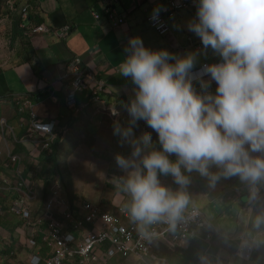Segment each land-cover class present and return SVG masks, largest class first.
I'll return each instance as SVG.
<instances>
[{
    "label": "crops",
    "instance_id": "obj_1",
    "mask_svg": "<svg viewBox=\"0 0 264 264\" xmlns=\"http://www.w3.org/2000/svg\"><path fill=\"white\" fill-rule=\"evenodd\" d=\"M164 1L113 0L117 13L124 17L119 24L112 26L101 12L100 0H0V118L6 122V127L0 126V177L8 176L11 182L14 180L13 174L4 164L8 151L18 154L22 158L23 175L35 193L33 216L42 210L57 169L53 168L52 160L48 162L49 157L40 153L31 141L30 135H38L32 132L28 109L18 113L20 100L30 101L37 120L56 122L58 143L54 151L58 160L66 155L62 159L66 163L61 168L64 173L72 175L73 169L71 171L68 168V161L72 159L76 162V175H104L103 165H117L116 154L128 157L131 153V145L118 143L120 138L113 134L114 122L127 125L129 117L125 105L134 96L135 86L119 73V65L126 56L125 48L130 37H139L147 48L166 49L179 56L190 51L196 52L197 63L193 69L202 63L219 62L220 58L210 49L201 52L200 39L187 29V22L194 18L196 7L174 11L167 19V34L161 35L150 27L146 17ZM24 4L29 6L25 20L20 16V7ZM92 11L100 14L99 19L93 18ZM36 24H44L47 30L31 33L30 28ZM65 24L70 25L69 33L59 37L57 30ZM73 56H79L83 67L92 69L103 78L106 89L102 98L106 110L90 101V89L76 93L75 107L67 106L65 98L69 78L66 76V65ZM204 80L209 81L207 87H201L200 81H196L193 82L195 90L198 93H215V82L210 77ZM114 110L117 115H113ZM144 133L151 134L153 146L158 149L157 134L143 120L138 121L134 128L135 137L139 138ZM169 158L174 160L175 156ZM111 168L106 175H124L118 166ZM210 171L219 170L213 167ZM186 175L190 183L183 189L173 183L170 176L160 179L173 192L184 191L188 196L187 205L202 209L210 238H214L212 243L218 247L216 254L224 251L225 256L230 258L232 251L222 242L238 244L252 226L249 221L256 203L247 190L248 184L236 177H221L212 184L207 177L195 171ZM261 183L264 184V181L257 186H261ZM109 186L110 191L99 200V204L87 199L80 200L72 188L73 201L76 204L89 201L109 211H114L118 206L125 207L128 195L116 185ZM16 194L11 189L0 192V207L4 210L3 215H0V264H29L34 251L27 246L21 227L19 237H16L15 230L19 229L21 219L11 213L8 206ZM244 195H248L249 200ZM259 209L263 210L261 206ZM36 238L41 243L39 237ZM199 241L204 242L198 239L174 249L155 242L154 250L162 255L165 251L173 250V255L188 252L196 257ZM39 251L42 257L46 256L47 247L43 242ZM202 256L193 264H199L203 259L200 264H205L206 258ZM117 259L122 264L137 262L129 256L112 258L108 264ZM188 264H192L191 260Z\"/></svg>",
    "mask_w": 264,
    "mask_h": 264
},
{
    "label": "clouds",
    "instance_id": "obj_2",
    "mask_svg": "<svg viewBox=\"0 0 264 264\" xmlns=\"http://www.w3.org/2000/svg\"><path fill=\"white\" fill-rule=\"evenodd\" d=\"M187 29L200 39L201 52L210 49L219 62L193 73L196 52L179 56L130 37L119 65L135 87L125 105L127 125L113 124L118 143L131 145L128 157L115 156L124 172L116 186L128 195L124 210L143 235L165 218L174 230L188 204L185 192H173L162 176L181 189L194 171L212 184L236 177L252 187V199L264 181V0H197ZM205 76L215 93L195 90L193 79L207 87ZM141 120L157 134L158 149L150 133L135 137ZM255 226H264V214Z\"/></svg>",
    "mask_w": 264,
    "mask_h": 264
},
{
    "label": "built area",
    "instance_id": "obj_3",
    "mask_svg": "<svg viewBox=\"0 0 264 264\" xmlns=\"http://www.w3.org/2000/svg\"><path fill=\"white\" fill-rule=\"evenodd\" d=\"M101 12L112 26L123 20L124 15H119L113 5V0H100ZM196 0H165L157 10L150 13L146 20L150 27L161 35L169 32V19L174 11L196 7ZM29 6L20 7V16L27 19ZM95 20L100 14L92 11ZM195 17V13H193ZM44 24H36L30 28L31 33L46 31ZM70 30V25L65 24L58 28L59 37H65ZM217 63V62H216ZM199 67L193 73L200 71ZM66 76L69 78V89L65 102L68 107L76 106V93L83 89H90V101L97 103L102 110H106L102 98L106 84L102 77L92 69L83 67L81 58L73 56L66 65ZM208 76L203 77L207 79ZM200 81L193 79V82ZM53 85V84H52ZM29 100L22 99L17 106L18 113L28 109L30 125L33 134L31 141L37 146L40 153L49 151L51 143L56 139L58 132L55 121L37 120ZM0 126L6 127L4 118H0ZM29 136V139H30ZM14 176L11 182L8 176L0 177V192L2 190L15 191L16 197L10 202L9 211L21 219L19 226L27 246L34 249L29 258V264H108L115 257H134L138 264H169L167 258L154 250V243L160 242L174 249L176 246L188 244L198 239L208 241L211 233L207 230L208 223L203 211L195 206L187 205L176 221L173 230L167 219H162L146 226L147 235H143L137 224L133 223L124 206H118L114 211L103 210L98 204L89 201L70 202L64 192L58 188L55 181L50 185L42 210L32 215V201L35 193L32 185L23 175L22 158L12 151L7 153L4 164ZM113 185H116L118 175H109ZM55 183V184H54ZM247 190L252 197V187L247 185ZM255 203L264 210V185H256ZM4 210L0 207V215ZM79 215V216H76ZM42 226V227H41ZM201 231L204 234L201 233ZM39 237L41 243L37 241ZM42 242L47 247L45 257L40 255ZM253 243L241 237L235 250V256L248 261L253 254Z\"/></svg>",
    "mask_w": 264,
    "mask_h": 264
},
{
    "label": "rangeland",
    "instance_id": "obj_4",
    "mask_svg": "<svg viewBox=\"0 0 264 264\" xmlns=\"http://www.w3.org/2000/svg\"><path fill=\"white\" fill-rule=\"evenodd\" d=\"M110 151H113V149H110ZM114 151L116 152L117 149H114ZM65 157L66 155H64L62 159H64ZM62 159L59 160V164H61L60 165L61 167L62 166L64 167L65 165L63 163L65 162ZM68 162L70 166L68 168L70 170L72 168L73 173L72 175H65L66 176L65 180L61 178L62 175H59V173L57 174L59 176L58 178L53 177L54 179L53 181L56 182V185L58 186V188L60 190H63V186L65 184L64 181H65L67 184H69V187L71 188V189L69 188L70 190H72V188L75 190V194L80 200L87 199L94 203L99 204V200L105 197V195L108 193L107 191H110L111 187L109 185H113L109 178L110 176L108 174L106 175L105 173L112 170L111 167H115L117 165L114 166L111 163L103 165L104 170H105L104 175H99V174L98 175H76V162H74V160L72 159H70ZM261 185H264V184L261 183ZM244 196L247 198V200H249L248 195H244ZM247 200H243V202H247ZM254 206H255L253 207L254 211L252 210V214L250 216V221H249V223L251 222L252 226L249 228L248 231H246V235L244 236L246 239H249L253 243V247H254L253 253L258 255L257 259L250 262V260L244 261L238 258L237 256H235V250L237 247V243H233V242H229V243L222 242L223 246H228L230 249L229 251H232L230 258L225 256L226 253L224 251L216 254L218 247L212 243L214 238L212 239L210 238L208 241L203 242L206 244L205 246H202L203 243H201L200 241L197 243L199 244L197 246L198 250H200L201 247L203 248L202 257L207 259V260L205 259L206 261L205 264H264V226H261L260 228H257L255 226L256 217L258 215L264 214V210L261 211L259 209L260 205L258 203H256V205ZM15 233H16V237H19V229L15 230ZM165 253H163L164 256L168 258V256ZM203 261L204 259L201 260L199 264ZM110 264H122V262H120V260L117 259L116 261L112 260ZM133 264H138V263L133 261Z\"/></svg>",
    "mask_w": 264,
    "mask_h": 264
},
{
    "label": "trees",
    "instance_id": "obj_5",
    "mask_svg": "<svg viewBox=\"0 0 264 264\" xmlns=\"http://www.w3.org/2000/svg\"><path fill=\"white\" fill-rule=\"evenodd\" d=\"M58 141L55 139L52 143H51V146H50V150L49 151H44L42 152V154H45L48 158V162L52 160L53 162V168L57 169V174L59 173V175H62L61 178H63L65 180V175H67V172H63V170H61L62 167H60V164H59V160H58V156L55 155V151H54V148L56 149V145H57ZM52 157V158H50ZM55 163V164H54ZM60 169V170H59ZM56 178H58L59 176L56 175L54 176ZM70 179V177H69ZM64 186H63V192L66 194V197L69 199L70 202L73 201V192L72 190H70L71 188L69 187V184H67L65 181H64ZM71 184V183H70ZM70 188V189H69ZM46 191H47V188H46ZM206 244L203 243L202 246H205ZM168 252H170L169 254H167ZM196 252V251H195ZM165 253V252H164ZM174 254V251H166V254L168 255V258L167 260L169 261V264H188L191 260L192 264L195 263L197 261V259L202 256L203 254V248L201 247L199 251L196 252L197 255H195L196 257H194L191 253H188V252H182L181 255H173ZM257 254L253 253L252 256H251V259H250V262L257 259Z\"/></svg>",
    "mask_w": 264,
    "mask_h": 264
}]
</instances>
